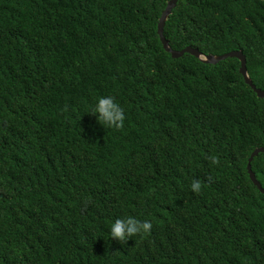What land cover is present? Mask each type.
Here are the masks:
<instances>
[{
	"label": "trees",
	"instance_id": "1",
	"mask_svg": "<svg viewBox=\"0 0 264 264\" xmlns=\"http://www.w3.org/2000/svg\"><path fill=\"white\" fill-rule=\"evenodd\" d=\"M168 1L0 0V264H264V195L246 170L264 99L236 58L164 51ZM164 36L241 51L264 91V0H178ZM108 95L121 129L91 113ZM251 168L264 188V153ZM127 216L150 233L108 238Z\"/></svg>",
	"mask_w": 264,
	"mask_h": 264
},
{
	"label": "clouds",
	"instance_id": "2",
	"mask_svg": "<svg viewBox=\"0 0 264 264\" xmlns=\"http://www.w3.org/2000/svg\"><path fill=\"white\" fill-rule=\"evenodd\" d=\"M91 113L96 116L97 121L102 126L113 129H121L126 119L125 109L111 95L99 97ZM213 162H216L215 157H213ZM190 190L194 193H200L202 190L201 182L193 180L190 184ZM152 227V223L148 220L127 216L112 221L107 236L117 241H126L137 235L147 236Z\"/></svg>",
	"mask_w": 264,
	"mask_h": 264
},
{
	"label": "water",
	"instance_id": "3",
	"mask_svg": "<svg viewBox=\"0 0 264 264\" xmlns=\"http://www.w3.org/2000/svg\"><path fill=\"white\" fill-rule=\"evenodd\" d=\"M178 0H169L166 8L162 12L158 24H157V34L159 36V40L162 44V47L165 52L169 53L173 59H177L182 57L185 54H189L195 58H197L200 62L204 64H212L216 65L220 61H223L227 58H236L240 62V67H239V73L242 75L244 82L254 91V93L257 95L258 98L264 99V91L257 88L254 83L252 82L246 68V58L243 55V53L239 50L235 51H230L228 53L222 54V55H212L208 54L205 55L202 52H200L196 48H192L191 46H188L182 50H174L172 47L169 45V42L166 40L164 36V26L165 23L168 19V17L171 15L172 10L175 8ZM264 153V147L256 148L253 150V152L250 154L246 166L247 174L249 176L250 181L252 184L258 189V191L264 195V188L260 184V182L257 180L255 177L254 172L252 171L251 168V163L253 159L258 156V154Z\"/></svg>",
	"mask_w": 264,
	"mask_h": 264
}]
</instances>
